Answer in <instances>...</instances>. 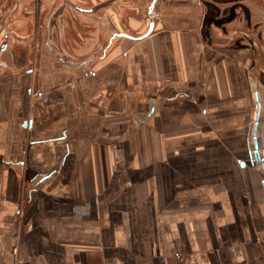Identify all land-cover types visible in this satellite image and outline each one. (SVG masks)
<instances>
[{
  "label": "crops",
  "instance_id": "0c3cea01",
  "mask_svg": "<svg viewBox=\"0 0 264 264\" xmlns=\"http://www.w3.org/2000/svg\"><path fill=\"white\" fill-rule=\"evenodd\" d=\"M84 1L0 0V264H264L259 88L224 158L184 109L263 52L264 0H158L143 38L142 0Z\"/></svg>",
  "mask_w": 264,
  "mask_h": 264
},
{
  "label": "rangeland",
  "instance_id": "374dc122",
  "mask_svg": "<svg viewBox=\"0 0 264 264\" xmlns=\"http://www.w3.org/2000/svg\"><path fill=\"white\" fill-rule=\"evenodd\" d=\"M19 0H14V3ZM145 0H142V6L140 10L143 12L142 17L137 22H130L133 24V27L129 25V22L125 23V31L131 32L134 35H142L144 34L150 27L151 21L156 20L155 16L149 14V8L151 3L148 5ZM172 3L179 0H168ZM84 4V3H82ZM84 6V5H83ZM82 5L77 4L76 8L80 10ZM135 8H137L135 6ZM126 8L125 10H127ZM3 12V13H2ZM0 24H4L5 13L3 11V7H0ZM112 13V12H111ZM119 13L121 14L122 11L119 9ZM126 13V11H125ZM220 10L211 8L210 12L204 14L206 18L205 22L203 20L199 23V27L202 29L204 34H209V30L211 29V24H218L220 27L223 24L228 22V18L226 20L221 21L223 18H217L215 15H219ZM110 14V13H109ZM113 14V13H112ZM13 17L12 19H14ZM225 22V23H224ZM9 27L7 29V33L10 35L16 34V31L19 32L20 26L17 24V28L11 26V24L15 25L14 21L9 20ZM16 30V31H15ZM130 30V31H128ZM4 33V31H2ZM12 33V34H11ZM258 35V34H257ZM259 36V35H258ZM255 37V36H254ZM257 37V36H256ZM239 40V39H238ZM100 41V40H99ZM120 41V39H118ZM255 41V38H254ZM110 45L107 43H99L97 42L96 48L93 50L91 54L82 55L80 60H78V65L80 66L84 61L89 59H96L100 56L105 55L106 48ZM238 48L242 49L243 43L241 41L237 42ZM259 50V49H258ZM262 53L253 54V60L251 65L248 69H233L231 71V79L230 83L227 85H222L220 87V92H218V88L213 87V89L209 90L205 85H202V91L195 95V101H185L184 102V109L189 110L193 115L198 116L195 120L203 126L204 130L207 132L211 127L215 128V140L219 139L222 143V146L226 147V150L221 147V157H227L228 148L230 144H235L237 147H240L241 144L244 142L245 137L247 136L248 127L253 125V121L255 119V110L256 105L253 101V91L256 88H259L261 95L264 99V48L262 49ZM86 56V57H85ZM245 57V55H244ZM243 59L242 56H238L237 59ZM244 60V59H243ZM93 61V60H92ZM65 62V61H64ZM202 109H207L208 114H201ZM200 115V116H199ZM263 134H264V118H263ZM220 129V131H217ZM211 133H203L200 136L204 137V141H212L211 140ZM184 142V136L181 137L179 140ZM184 155V151H183ZM175 157V156H174ZM181 158V155L176 156L175 158ZM184 159V156L182 157ZM182 170H177V173H181L184 175V162L183 166H181Z\"/></svg>",
  "mask_w": 264,
  "mask_h": 264
},
{
  "label": "water",
  "instance_id": "95a60500",
  "mask_svg": "<svg viewBox=\"0 0 264 264\" xmlns=\"http://www.w3.org/2000/svg\"><path fill=\"white\" fill-rule=\"evenodd\" d=\"M155 2H156V0H152L151 6H150V13H151V11H152V9H153V7H154ZM80 10H83V9H80ZM87 10H91V9H87ZM154 25H155V22H154V21H151V24H150L149 29H148L144 34H142V35H140V36H138V37H136V38H143V37H146L147 35H149V34L152 32V30H153V28H154ZM115 34H116V35H119V36H127V37H130V36L127 35L126 33H120V34L115 33ZM7 37H8V34H7ZM60 58H61L62 60H64L63 57L60 56ZM89 60H90L89 62H91L92 60H95V58H94V59H89ZM87 62H88V61H87ZM83 63H85V62H83ZM82 65H83V64H81L80 66H82ZM261 112H262V105L259 103V104H258L257 117H256V123H255V135L258 133V126H259V123H260V120H261ZM30 124H31V123H30ZM258 149H259V145L256 144V145H255V152H254V155H255L256 159H257L258 161H260L261 158H260V155H259V151H258Z\"/></svg>",
  "mask_w": 264,
  "mask_h": 264
},
{
  "label": "flooded vegetation",
  "instance_id": "af4514ba",
  "mask_svg": "<svg viewBox=\"0 0 264 264\" xmlns=\"http://www.w3.org/2000/svg\"><path fill=\"white\" fill-rule=\"evenodd\" d=\"M60 1H61L62 4H64L66 0H60ZM81 1L85 2L84 0H80V2H81ZM157 1H158V0H156L154 6L156 5ZM184 1H186V0H184ZM79 9L87 10L88 8H86L85 6H83V7H80ZM153 11H154V7H153L151 13H150V8H149V14H150V15L152 14ZM116 33H117V34H120V33H118V32H116ZM126 34H127V33H126ZM115 36H117V35L115 34ZM62 61H63V60H62Z\"/></svg>",
  "mask_w": 264,
  "mask_h": 264
},
{
  "label": "bare ground",
  "instance_id": "6f19581e",
  "mask_svg": "<svg viewBox=\"0 0 264 264\" xmlns=\"http://www.w3.org/2000/svg\"><path fill=\"white\" fill-rule=\"evenodd\" d=\"M254 162H258V160L256 159L255 155L253 156V159H252Z\"/></svg>",
  "mask_w": 264,
  "mask_h": 264
},
{
  "label": "built area",
  "instance_id": "2783aa9c",
  "mask_svg": "<svg viewBox=\"0 0 264 264\" xmlns=\"http://www.w3.org/2000/svg\"><path fill=\"white\" fill-rule=\"evenodd\" d=\"M262 242H263V244H264V239H263V241H262Z\"/></svg>",
  "mask_w": 264,
  "mask_h": 264
}]
</instances>
